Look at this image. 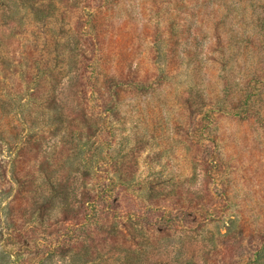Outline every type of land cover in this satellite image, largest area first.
Wrapping results in <instances>:
<instances>
[{
    "label": "trees",
    "instance_id": "1",
    "mask_svg": "<svg viewBox=\"0 0 264 264\" xmlns=\"http://www.w3.org/2000/svg\"><path fill=\"white\" fill-rule=\"evenodd\" d=\"M79 2L0 0V28H9L14 31L13 35L35 37L33 42L37 43L47 41L50 45V41L61 38L72 42L71 50L78 53L73 59L72 72L58 71L56 75L64 77L75 70L72 79L76 82L75 104L77 101L78 109L76 105L75 123L70 127L90 116L91 101H95L101 110L104 119H96L98 127L94 134H106L107 137L119 131L116 122L122 120V115L132 114L135 106L148 108V115H154L153 101L166 97L167 90L174 89V81L186 75L189 81L180 96L184 107L170 118L171 126H175L171 134L181 130L185 133L184 139L195 146L197 157L195 159L194 155V159L205 167L208 183L201 197H189L178 207L168 204L173 213L165 214L159 205L143 206L138 210L136 204H124L122 199L130 192L131 186L117 180H108L106 184V180H98L95 173L93 183L102 186L101 190L86 191L85 201L76 211L70 205L63 216L48 220L44 227H36L34 231L33 228L22 229L14 220L25 215L22 200L27 187L15 196L10 220L16 223L13 235L19 239L22 252L31 251L22 242L35 239L39 259L49 252L65 250L68 245L83 251L84 263H88V254L95 260L103 247L111 246L116 250L128 244V239L136 235L130 232L135 224L153 233L158 226L165 229L179 220L201 229L211 218V213L204 208L211 205L216 195L217 188L214 187L212 192L211 184L216 179H226L224 183L220 182L221 195L230 191L232 185L227 173V161L232 158H224V147L218 146L220 135L213 134V138L209 134L218 129L217 125H211L210 113H222L220 106L217 108L221 101L227 105L222 115L239 124L243 133L246 128L252 132L251 136L244 133L241 137L245 144H256L257 138L264 142V0H134L139 6L138 16H133L124 0ZM85 3L91 7L95 4L97 12L87 20L90 22L84 24L82 11L87 7ZM49 8L52 13L46 16ZM29 25L34 30L28 29ZM50 33L61 36L48 39ZM80 41V47L76 46ZM6 45L1 42L0 57H5L8 52ZM37 45L33 43L34 50H39ZM233 67L241 73L239 89L233 82ZM130 107L133 108L129 110ZM200 112H205L202 117L198 115ZM163 113V110L159 112L161 119L166 118ZM147 126L149 122L146 121L133 133L160 134L159 125ZM259 143L255 145L257 152L264 154V144L260 147ZM135 144V150H130L121 160L125 169L134 167V162L140 158L138 148L147 145L139 138ZM21 156L16 161L18 171L25 167L23 151ZM237 158L241 162V159L250 158L262 163L258 156L256 159L244 153ZM117 164L115 158L113 165ZM232 171L236 173L234 170L230 173ZM31 188L26 193L40 196V189L33 191ZM109 188L118 198H111ZM67 196L64 195L66 201ZM240 226L261 233L264 232V218L257 220L254 216H244ZM223 238L226 244L216 252V257L220 258L218 264H234V259L239 261L238 264L241 261H246L244 264H264L263 248L262 253L252 250V243L244 245L235 235H224ZM260 239V246L264 247V238ZM85 242L89 245L83 247ZM249 255L253 257L252 261L243 260ZM31 262L40 263L25 260V264Z\"/></svg>",
    "mask_w": 264,
    "mask_h": 264
},
{
    "label": "rangeland",
    "instance_id": "2",
    "mask_svg": "<svg viewBox=\"0 0 264 264\" xmlns=\"http://www.w3.org/2000/svg\"><path fill=\"white\" fill-rule=\"evenodd\" d=\"M124 1L133 16H138L139 6L134 4V0ZM85 4L87 7L82 11L84 24L97 12L95 4L93 7ZM79 6L82 7L80 2ZM51 9L45 13L46 16L52 13ZM123 15L126 16L125 12ZM27 28L34 30L30 25ZM13 32L7 27L0 28V51L1 42L7 44L8 51L5 57H0V264H25L26 259L39 264H215V258L218 264L220 258L216 257V252L226 244L224 235H235L244 245L252 243L253 248L250 249L262 253L261 248L264 250V247L260 246V238H264V232L240 226L244 216H254L257 220L264 218V154L257 152L255 146L261 139H255L258 141L256 144H245L241 137L244 133L251 136L252 132L246 128L243 133L239 124L222 115L227 106L223 101L217 105L222 110L221 114L210 113L211 125H217L218 129L209 134L213 138V134L220 135L218 146L224 147V158H232L227 161L228 181L232 185L230 191L221 195L220 182L226 179H216L211 184V191L214 192V187L217 191L211 205L204 206L211 213V218L201 229L179 220L165 229L158 226L150 233L135 224L130 232L136 235L128 239V244L116 250L111 246L103 247L95 260L88 254V263H84L83 251L68 245L65 250L49 252L39 259L35 239L28 243L24 240L23 246L31 251L22 252L19 239L13 235L15 224L24 230L33 228L34 231L36 227H44L48 220L63 216L70 205L76 211L84 203L86 191L101 190L102 186L93 183L96 181L93 180L95 173L97 179L106 180V184L108 180H117L131 186L130 192L122 199L124 204H136L138 210L143 206L159 205L165 214L173 213L168 204L178 207L189 197H201L208 183L205 167L195 161V146L184 139L185 133L181 130L171 134L175 126H171L170 118L184 107L180 96L189 81L186 75L174 81V89L167 90L169 94L166 97L153 101L154 115H148V108L130 107L133 113L122 115V120L116 122L119 131L106 137V134H94L98 127L96 119H104L95 101L90 102V116L70 127L75 123L76 105L78 109L77 101L75 104L76 82L72 79L75 70L64 77L56 73L72 72L73 59L78 54L71 50L72 42L61 38L50 41V45L47 41L37 43L33 42L35 37L13 35ZM57 36L61 35L50 33L48 39ZM33 43L38 44L36 48L39 50H34ZM80 45L81 41L77 42L76 46ZM233 71V82L239 89L241 73L234 67ZM162 110L165 119L159 115ZM204 113L198 115L202 117ZM146 121L149 122L148 128L159 125L160 134L133 133ZM137 138L147 145L143 149L138 148L140 158L134 162V167L125 169L121 160L130 150H135ZM263 144L259 143L260 147ZM22 151L26 158L25 167L18 171L16 161L22 158ZM241 153L256 159L258 156L262 165L250 158L241 159V162L237 158H241ZM115 158L118 164L114 166ZM230 170L236 173H230ZM30 186L33 191L40 189V196L26 193L28 188L32 189ZM24 188L22 205L25 206V215L14 218L16 223L13 224L10 220L12 202ZM65 194H68V201ZM110 194L112 199L118 198L117 194ZM88 245L85 242L83 247ZM244 257L247 262L253 259L250 255ZM233 262L238 264L239 261L234 259Z\"/></svg>",
    "mask_w": 264,
    "mask_h": 264
}]
</instances>
